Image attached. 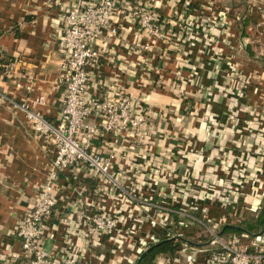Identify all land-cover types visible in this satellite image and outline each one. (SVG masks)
Masks as SVG:
<instances>
[{
    "label": "built area",
    "instance_id": "obj_1",
    "mask_svg": "<svg viewBox=\"0 0 264 264\" xmlns=\"http://www.w3.org/2000/svg\"><path fill=\"white\" fill-rule=\"evenodd\" d=\"M171 1L174 14L179 17L177 21L161 18L157 9L159 0H50L52 7L60 12L59 116L50 123L24 105L18 107L25 112L33 137L53 146L54 157L31 208L16 224L20 250L6 256L3 264H93L90 252L100 247L104 238L114 245L108 264H132L134 259L128 256V251L141 255L148 249L149 240L157 242V236L152 234L136 237L140 227L147 219L160 218V228H170L174 240L199 234V225L208 238L193 247L182 245L180 257L173 261L159 258L153 264H196L200 259L203 264H264V232L228 239L220 235L222 227L239 225L243 213L256 215L264 200V130L252 131L256 126L241 112L233 117L235 132L243 137L246 134L251 148L237 155L233 151L229 164L221 163V167L215 168L218 179L202 184L189 177L180 180L172 174L165 176L167 181L174 182L170 192L186 197V206L199 213V217L190 214L188 221L174 222L165 200L153 204L146 198L143 206L136 208L128 200L134 199L140 189L126 187L121 181L127 180L123 172L125 178L114 174L113 165H123L118 156L123 153L117 148L119 141L122 139L126 144L125 140L141 139L150 122L151 110L145 106L143 91L158 85L156 80L149 81L150 73L161 74L170 61L183 59V39L187 36L184 34L192 26L197 27L200 20L187 8L193 0H185L184 5L181 0ZM248 3L257 10L260 20L252 29L263 33L264 0ZM180 9L181 17L177 14ZM218 16L221 21L217 20V31L229 33L235 22L230 11L220 10ZM125 22L132 28L130 42H125ZM183 24L184 29H175ZM208 38L211 43H217L214 36ZM119 47L126 48L125 56ZM233 56L237 58L235 52ZM260 56L264 59V50ZM230 59L227 57V63ZM102 60L108 74L99 73ZM18 64V61L5 62L0 49V70L5 76L16 75ZM228 71L229 92L235 91L242 107L248 108L249 117L257 119V108L251 104L255 95L263 100L257 73L243 75L240 60L228 64ZM129 73L135 76L133 82L125 78ZM129 87L140 93L134 95ZM97 140L101 141L100 149L94 143ZM258 157L262 159L260 166L252 168L249 160L254 162ZM81 168H87L106 186L99 190L104 198L98 206H91L84 197L88 193L86 187L68 186L70 175L79 173ZM150 188L151 184H147L140 191ZM69 190L73 191L71 197ZM110 201L115 204L108 207ZM147 207L152 210V216L144 214ZM241 239H249V244ZM47 242L52 251L46 249Z\"/></svg>",
    "mask_w": 264,
    "mask_h": 264
},
{
    "label": "crops",
    "instance_id": "obj_2",
    "mask_svg": "<svg viewBox=\"0 0 264 264\" xmlns=\"http://www.w3.org/2000/svg\"><path fill=\"white\" fill-rule=\"evenodd\" d=\"M184 1H180L182 5ZM248 2L193 0L187 8L200 20L197 27L192 26L184 34L187 36L183 39V59L170 61L161 74L150 73L149 81L156 80L158 83L143 91L147 100L145 106L151 110L150 122L145 126L141 139L125 140L127 145L122 139L119 141L117 148L123 153L118 156L123 165H113L116 176L119 174V178H125L121 172L126 175L127 180L121 179L126 187L131 185L134 190H141L143 186L151 184L148 191L139 190L134 199L131 197L128 200L132 204L134 202L136 208L143 206L146 198L153 204L165 200L174 222L188 221L190 214L199 217V213L192 212L186 206V197L170 192L174 182L167 181L165 176L172 174L180 180L189 177L202 184L218 179L220 176L214 173L215 168L221 167V163L229 164L233 151L237 155L250 150L252 145L246 134L243 137L235 132L233 117L237 112L256 126L252 131L264 130V59L260 56L264 50V32L258 34L253 30L260 20L257 10ZM225 8L235 22L229 33L223 34V31H217L216 23L221 19L216 15ZM157 9L166 21L179 19L174 14L171 0H159ZM180 11L177 14L181 17L182 9ZM59 13L50 0H0V49L3 60L19 62L17 74L11 78L0 70V97L3 98L0 100V264L4 263V258L19 252L16 224L31 208L54 157L50 143L33 137L25 112L18 105H24L50 123H54L59 116L57 77L62 59ZM184 26H176L175 29L180 31ZM169 27L166 26L167 29ZM125 28V42H130L132 28L126 22ZM211 35L219 44L211 43L208 38ZM119 51L125 56L126 48L119 47ZM234 52L237 58L233 56ZM227 57L231 58L230 63H227ZM239 60L243 75L252 74L253 71L257 73L263 93V100L255 95L251 101L259 115L254 120L249 117L248 108L240 104L238 94L229 92L228 64L238 63ZM102 64L99 73L108 74L104 60ZM125 78L133 82L135 76L129 73ZM129 92L134 95L140 93L131 87ZM94 143L97 149L101 148L100 140ZM103 151L108 152L105 148ZM261 162L260 157L254 162L249 160L252 168L259 167ZM78 172L70 175L67 181L69 188L86 187L88 193L84 197L89 199V204L93 207L100 205L104 196L99 190L106 186L87 168H81ZM161 172L166 175H161ZM68 194L71 197L73 191L69 190ZM113 204L115 202L110 201L107 206ZM147 210H144V214L152 216V210L149 207ZM246 214L243 213L242 218ZM161 220L147 219L136 237L158 236L162 232L159 225ZM113 246L104 238L101 246L90 252L93 264L111 262L113 255L110 249ZM45 247L51 250L49 242ZM127 253L135 262L137 252ZM196 264H203L202 259Z\"/></svg>",
    "mask_w": 264,
    "mask_h": 264
},
{
    "label": "trees",
    "instance_id": "obj_3",
    "mask_svg": "<svg viewBox=\"0 0 264 264\" xmlns=\"http://www.w3.org/2000/svg\"><path fill=\"white\" fill-rule=\"evenodd\" d=\"M264 232V205L261 206L259 212L256 215H245L242 222L239 225L235 226H224L221 228V237L228 239L232 236L240 237L242 234H248L249 237L256 236L258 233ZM158 236L160 240L156 244H148L147 248L149 251L144 255L140 260L139 264H152L156 259L164 258L169 261H173L175 258L180 257L179 251L182 245H187L188 247H193L205 242L208 238L207 235H204L202 241L199 239L191 240H178L168 239L160 233ZM228 236V237H226ZM192 238V237H191ZM197 240V242H196ZM245 244H249V239H241ZM140 255L136 256L135 262H138ZM159 257V258H158Z\"/></svg>",
    "mask_w": 264,
    "mask_h": 264
},
{
    "label": "rangeland",
    "instance_id": "obj_4",
    "mask_svg": "<svg viewBox=\"0 0 264 264\" xmlns=\"http://www.w3.org/2000/svg\"><path fill=\"white\" fill-rule=\"evenodd\" d=\"M246 215H253V214H250V213H248V214H246ZM245 216V215H244ZM199 225V224H198ZM198 225H196V226H198ZM195 226V227H196ZM199 227V234H194V235H190V234H188V235H186L185 236V239H187V240H191V239H199V241H202V239L204 238L203 236L206 234L205 232H204V229L202 228V226H198ZM197 228V227H196ZM198 229V228H197ZM153 232H154V230H153ZM162 235L164 236V237H166V238H170V239H173L172 237H171V229L170 228H165V229H162ZM160 237L161 236H157L156 238H155V240H157V242H153V240L151 239V240H149V242H147V245L148 244H156V243H158L159 242V240H160ZM192 237V238H191ZM175 241H178V240H175ZM196 242H197V240H196ZM159 258V257H158ZM156 261H158V259H156L153 263H155ZM152 263V264H153ZM132 264H136V262H134L133 261V263Z\"/></svg>",
    "mask_w": 264,
    "mask_h": 264
},
{
    "label": "water",
    "instance_id": "obj_5",
    "mask_svg": "<svg viewBox=\"0 0 264 264\" xmlns=\"http://www.w3.org/2000/svg\"><path fill=\"white\" fill-rule=\"evenodd\" d=\"M148 251H149V249H147L146 251H144V252L140 255L139 260H138V262H137L136 264H139V263H140V260L144 257V255H145Z\"/></svg>",
    "mask_w": 264,
    "mask_h": 264
}]
</instances>
